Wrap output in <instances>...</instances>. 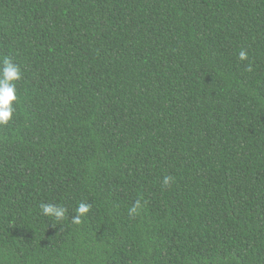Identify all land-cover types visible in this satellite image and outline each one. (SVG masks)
<instances>
[{"label": "trees", "instance_id": "trees-1", "mask_svg": "<svg viewBox=\"0 0 264 264\" xmlns=\"http://www.w3.org/2000/svg\"><path fill=\"white\" fill-rule=\"evenodd\" d=\"M3 56L0 264H264V0H0Z\"/></svg>", "mask_w": 264, "mask_h": 264}, {"label": "clouds", "instance_id": "clouds-1", "mask_svg": "<svg viewBox=\"0 0 264 264\" xmlns=\"http://www.w3.org/2000/svg\"><path fill=\"white\" fill-rule=\"evenodd\" d=\"M241 59L246 58V53H240ZM23 78L20 64L12 56L0 57V126L8 125L15 117L18 104L17 83ZM172 178L165 177L164 183L168 184ZM41 213L50 218L54 223L62 222L68 214V209L60 203L41 202L39 205ZM91 210V205L80 202L75 213L71 216V222L80 224ZM140 210L137 201L130 209L129 215H134Z\"/></svg>", "mask_w": 264, "mask_h": 264}]
</instances>
